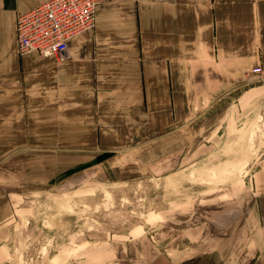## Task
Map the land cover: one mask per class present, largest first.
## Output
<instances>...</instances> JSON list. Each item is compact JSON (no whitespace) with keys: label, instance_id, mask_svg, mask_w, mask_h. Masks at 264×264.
Listing matches in <instances>:
<instances>
[{"label":"crops","instance_id":"crops-1","mask_svg":"<svg viewBox=\"0 0 264 264\" xmlns=\"http://www.w3.org/2000/svg\"><path fill=\"white\" fill-rule=\"evenodd\" d=\"M44 1L0 0V264H15V130L69 145L87 172L158 179L234 144L264 107V0H101L92 29L36 60L16 18ZM240 177L164 229L50 264H264V159Z\"/></svg>","mask_w":264,"mask_h":264},{"label":"rangeland","instance_id":"rangeland-1","mask_svg":"<svg viewBox=\"0 0 264 264\" xmlns=\"http://www.w3.org/2000/svg\"><path fill=\"white\" fill-rule=\"evenodd\" d=\"M252 121L234 144L217 146L184 172L139 180L104 177L102 168L87 172L69 145L38 146L48 133L15 130L14 263L50 264L58 253L164 229L167 218H181L180 205L224 190L264 159V107H255Z\"/></svg>","mask_w":264,"mask_h":264},{"label":"built area","instance_id":"built-area-1","mask_svg":"<svg viewBox=\"0 0 264 264\" xmlns=\"http://www.w3.org/2000/svg\"><path fill=\"white\" fill-rule=\"evenodd\" d=\"M101 0H47L16 18V43L20 55H63L76 35L94 27Z\"/></svg>","mask_w":264,"mask_h":264}]
</instances>
